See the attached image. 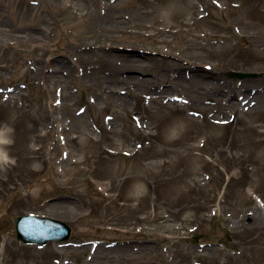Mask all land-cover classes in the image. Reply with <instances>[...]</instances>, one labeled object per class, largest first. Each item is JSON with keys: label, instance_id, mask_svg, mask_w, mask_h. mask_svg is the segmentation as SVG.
I'll return each mask as SVG.
<instances>
[{"label": "rangeland", "instance_id": "obj_1", "mask_svg": "<svg viewBox=\"0 0 264 264\" xmlns=\"http://www.w3.org/2000/svg\"><path fill=\"white\" fill-rule=\"evenodd\" d=\"M179 1L0 0V264H264V0Z\"/></svg>", "mask_w": 264, "mask_h": 264}, {"label": "water", "instance_id": "obj_2", "mask_svg": "<svg viewBox=\"0 0 264 264\" xmlns=\"http://www.w3.org/2000/svg\"><path fill=\"white\" fill-rule=\"evenodd\" d=\"M229 77L249 78L255 77V74H246L241 72H231ZM17 240L24 243H42L46 244L51 240H69L71 236V227L62 222L52 219H41L33 215L14 217Z\"/></svg>", "mask_w": 264, "mask_h": 264}, {"label": "bare ground", "instance_id": "obj_3", "mask_svg": "<svg viewBox=\"0 0 264 264\" xmlns=\"http://www.w3.org/2000/svg\"><path fill=\"white\" fill-rule=\"evenodd\" d=\"M184 7H188V9L190 8V9H194V7H193V2L191 1V2H187L186 4L183 2V1H179V0H172V5L171 6H167V8H168V10H169V12L171 11V10H175V11H173V13H171L172 14V17H175V18H180V17H183L185 14H186V12L188 11V10H185V8ZM166 9V8H165ZM167 10V9H166ZM191 16H199V14L197 13V12H193V13H191L190 14ZM166 32H167V30H166ZM248 78V77H247ZM247 78H244V79H247ZM242 88H243V85L241 86ZM240 87V88H241ZM198 88H203L202 86H198ZM201 90V89H200ZM201 94H202V92H200ZM233 93H232V91L231 92H229V95H232ZM120 98H123V97H120ZM126 100V99H125ZM232 105L234 104V103H231ZM193 123H196V121L194 120L193 121ZM8 135H9V132H1L0 133V160H3L4 159V152H3V148L4 147H2V146H6V143L5 142H3V141H5L6 139H7V137H8ZM86 138H88V137H86ZM169 139V138H168ZM180 141V139L179 138H171V139H169L168 140V142L169 143H177V142H179ZM151 148V147H150ZM36 217H38V218H41V219H45V218H48V219H52V220H57V221H62V220H58V219H55V218H51V217H40V216H37V215H35ZM62 222H64V221H62ZM64 223H66V222H64ZM67 224V223H66ZM72 234H73V229L71 228V236H70V238H69V240H64V241H59V240H51V241H49L48 243H46V244H42V243H25L26 245H37V246H45V245H47V244H49V243H51V242H57V243H66V242H68V241H70L71 240V237H72ZM24 243V242H23Z\"/></svg>", "mask_w": 264, "mask_h": 264}]
</instances>
